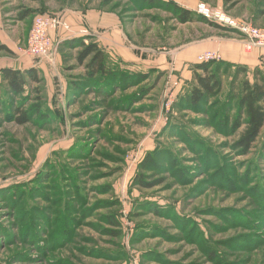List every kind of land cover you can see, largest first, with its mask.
I'll list each match as a JSON object with an SVG mask.
<instances>
[{"label": "rangeland", "instance_id": "rangeland-1", "mask_svg": "<svg viewBox=\"0 0 264 264\" xmlns=\"http://www.w3.org/2000/svg\"><path fill=\"white\" fill-rule=\"evenodd\" d=\"M88 1L98 0H0V6L10 4L0 8V20L8 15L0 74L3 67L24 70L29 62L42 79L35 92L23 96L9 93L0 81V264H264V129L245 156L232 150L245 124L230 133L213 119L246 76L231 86L235 69L223 68V93L207 105L206 116L177 108L192 80L175 66L162 69L158 60L142 71L117 65V57L107 53L136 78L121 87L89 86L85 65L77 61L79 49L58 45L43 61L22 55L36 16L62 18L64 7ZM149 1L103 0V5L122 14L170 13L167 3ZM194 1L196 8L203 4L253 25L239 16L255 14L263 0H243L240 6ZM30 6L37 8L35 16L18 22L21 12L15 9ZM224 30L225 36H240ZM36 104L46 117L33 116L23 126L12 122L16 108L32 111ZM147 160L152 165L145 166ZM226 164L238 170L230 172ZM219 171L227 181L213 175ZM139 177L156 186H138ZM65 200L72 203L66 207L72 216L67 233L60 225Z\"/></svg>", "mask_w": 264, "mask_h": 264}, {"label": "crops", "instance_id": "crops-1", "mask_svg": "<svg viewBox=\"0 0 264 264\" xmlns=\"http://www.w3.org/2000/svg\"><path fill=\"white\" fill-rule=\"evenodd\" d=\"M160 1L165 4L173 2L193 13L196 8V1L194 0ZM241 1L243 0H235L228 5L236 4L235 6H240ZM9 5H3L0 8L3 10L4 7L8 8ZM11 6L15 8L16 4L12 3ZM246 7V11H251L250 4H247ZM27 8L26 10L31 11L37 9L34 6ZM169 9V14H160L158 11L154 12V9L142 12L132 10L129 13L122 14L119 10L108 9L103 5V0H98L96 3H89L88 1L83 6L64 7L60 12L62 18L72 29V36L60 32L55 39L59 44L70 39L89 38L111 57L113 56V59L117 57V65L123 63L125 66L138 67L145 71V65L155 64L154 61L158 60L162 69L175 66L178 70H181L182 77L188 80L193 79L192 69L196 65L198 57L208 51L218 52L221 55V61L234 67H247L251 72L255 69H264V50L258 48L251 51L246 50L244 39L241 36H232L230 33L225 36L224 26L222 28L212 26L210 23L200 20L198 16H195V20L181 23L173 15L170 6H168ZM23 10L22 7L15 9L17 14ZM251 14L252 12L240 14L239 17H247L254 26L264 28V0L262 1V8L256 10L255 14ZM33 15L31 14L25 20H20L16 16V20L24 23ZM233 15L238 17L237 14ZM7 16L4 14L3 19L0 20V39L4 32ZM30 30L25 33L26 43ZM83 31H87L86 35ZM86 43H88V40H86ZM144 55L150 56L146 59ZM25 58L29 59V56ZM168 60L171 63H168ZM27 66L24 70L36 68L35 65L29 62ZM4 68L9 67H3L2 69ZM249 78L253 77L249 75Z\"/></svg>", "mask_w": 264, "mask_h": 264}, {"label": "trees", "instance_id": "trees-1", "mask_svg": "<svg viewBox=\"0 0 264 264\" xmlns=\"http://www.w3.org/2000/svg\"><path fill=\"white\" fill-rule=\"evenodd\" d=\"M158 1L160 0H150L149 5H155ZM233 1L235 0H225V3L229 4ZM167 4L171 7L173 15L181 23L195 20L197 17L195 13L183 9L173 2ZM31 14H33V11L23 10L19 15V19L25 20ZM200 20L208 22L215 27H223L215 22L201 17ZM86 40H88V43H86ZM58 45H62L65 48L73 50L79 49L77 61L79 65H85L86 75L83 77L85 85L88 84L89 86H95L97 84L108 82L110 85L114 84L121 87L124 83H129L130 81L133 82L136 78L135 74H130L115 65L107 53L101 49L96 42L89 38H77L70 41H64ZM0 50L8 49L6 47H0ZM223 68L225 72H227L230 68L235 69L234 80L232 81L231 86H233L234 81L236 82V80H238V76L240 77V75H244L246 77L241 81L239 93H230V101L225 103L221 109H217L215 111L216 114L213 119H217L218 127L227 129L230 133L237 132L243 123L245 124V129L241 133L238 140L232 145V150L240 155L246 156L251 153L264 129V69H255L251 72L247 67H234L224 61L211 62L207 64L197 62L192 69L193 79L190 84L189 92L181 97L176 105L177 108L179 106L178 109L181 107V111L196 110L199 111L200 114H205L207 116V113L209 112L208 109L206 110L207 105H212V102L219 98V96L223 93L224 81L220 74V71ZM249 75L253 78H249ZM0 81L6 84L9 93L15 96H23L29 91L35 92L36 89L33 86L39 85L42 82V79L40 71L36 68L28 70L4 68L1 70ZM75 86H78L79 88V86L83 87L84 85L76 84ZM215 106H218V104ZM30 108L32 111L30 109L26 111L24 107L16 108L15 113L12 114V122L19 126H23L29 124L33 120V116L39 115L43 118L46 117L42 114L40 105L36 104ZM233 108L236 109V115H233ZM205 122L212 124L211 121ZM207 152H209V149H207ZM152 163L153 161L149 162V160H147V164H145V166L152 165ZM223 168L229 169L230 172H236L238 170L237 168L232 167L231 164H226ZM217 169L222 170L221 167H217ZM223 174L219 171L213 175L216 178L219 177L221 180L227 181L225 178L226 175ZM233 175L235 174L233 173ZM135 182L138 186H142L144 188L156 186L154 183H145L144 177L137 178ZM156 184L158 183L156 182ZM66 200L64 201L65 204L63 203L64 207L62 209L63 216H65V218H63L60 222V225L63 224L65 227V233L71 230L72 221V216H69L70 210L67 209L66 211V207L71 208L72 203H67ZM71 213L77 214L76 211ZM56 220L53 222H56ZM109 224L116 228L119 227V223L114 218L109 219ZM55 227L56 225H52L50 228L54 229ZM113 235L117 236L118 233H113Z\"/></svg>", "mask_w": 264, "mask_h": 264}, {"label": "built area", "instance_id": "built-area-1", "mask_svg": "<svg viewBox=\"0 0 264 264\" xmlns=\"http://www.w3.org/2000/svg\"><path fill=\"white\" fill-rule=\"evenodd\" d=\"M194 13L198 17L236 30L244 39L246 50L251 51L256 48L264 50V28H258L251 23L232 19L221 11L211 10L203 4L198 5ZM60 32L72 36V29L64 19L52 15L36 16L33 20L26 47L21 50L22 54L41 61L52 58L58 46L55 37H58ZM83 33L86 34L87 31H83ZM221 59L218 52L208 51L200 55L197 62L207 64L221 61ZM172 102L173 100L170 101V104Z\"/></svg>", "mask_w": 264, "mask_h": 264}]
</instances>
